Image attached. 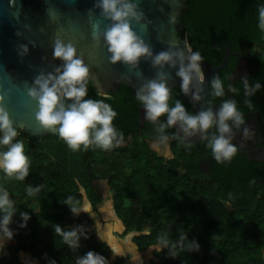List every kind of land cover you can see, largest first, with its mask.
Here are the masks:
<instances>
[{"label": "trees", "instance_id": "1", "mask_svg": "<svg viewBox=\"0 0 264 264\" xmlns=\"http://www.w3.org/2000/svg\"><path fill=\"white\" fill-rule=\"evenodd\" d=\"M261 4L264 0H186L178 26L191 50L199 51L201 61L210 66L221 65L229 49L226 65L212 79L223 81L224 93L229 88L227 96L244 115L255 114L256 140L264 146V33L257 27ZM239 58L247 64L249 88L260 84L250 96L245 95V81L234 80L230 86ZM211 80L206 100L214 103L220 97L212 95ZM87 98L111 105L117 114L113 124L125 141L111 150L93 146L73 152L57 134L31 138L19 132L15 139L24 144L29 173L18 181L0 170V186L9 191L16 209L8 225L13 236L2 241L0 264H25L21 256L36 264H76L88 251L104 256L106 264H135L136 254L140 260L147 254V264H264V164L237 155L217 163L208 141L188 144L167 126L160 131L166 115L156 122L144 121L139 128L142 106L124 85L101 96L89 80ZM177 100L187 112L197 114L182 91L172 88L169 106ZM160 136L171 140L167 156L152 148ZM202 161L209 162L208 173L200 171ZM28 187L39 191L29 196ZM102 192L109 196L112 224L121 231L115 242L98 237L90 216L104 201ZM69 195L87 204L89 212L72 213L63 203ZM22 213L28 215L26 221ZM57 225L84 233L77 247L63 242L55 232ZM181 234L196 241L199 249H179L173 256L170 245ZM159 236H166L170 245L156 252L151 246ZM126 240L128 252L121 244Z\"/></svg>", "mask_w": 264, "mask_h": 264}, {"label": "clouds", "instance_id": "2", "mask_svg": "<svg viewBox=\"0 0 264 264\" xmlns=\"http://www.w3.org/2000/svg\"><path fill=\"white\" fill-rule=\"evenodd\" d=\"M11 2L12 0L10 4ZM94 7L107 23L103 28L98 23H93L88 32V39L94 47L102 48L106 52L110 63H121L130 69L136 68L142 58H150L154 67L178 64L176 75L181 78V90L185 94L194 83L203 82L200 65L202 57L199 51L193 52L190 46L186 45L184 50L171 46L174 50L170 47V50L153 55L150 47L133 28V21L139 22L142 18V13L134 0H96ZM257 12V27L264 33V4L258 7ZM50 15L55 19L57 14L51 11ZM21 47L22 52L26 53L27 47ZM52 57L59 62L54 70L37 75L26 90L29 99L35 103L34 118L39 126L48 132H55L73 152L84 151L93 146L104 150L120 146L123 133L113 124L117 115L114 109L103 100L85 99L91 79V65L85 61L77 43L72 39L54 35ZM5 76L10 80L7 74ZM259 88V83L249 88L248 83L244 82L246 96L252 95ZM211 89L213 96H223V81L219 77H214L211 80ZM198 92L199 89L193 93L196 100L200 99ZM9 96L10 89L0 90V146H6L0 150V170L8 177L23 181L29 173L30 160L25 154L23 142L15 139L19 131L14 127V121L6 106ZM135 96L145 109L146 120L156 122L162 115H166V124L159 125L160 131L166 126L171 128L178 124L185 136H189L197 132L206 133L215 126L216 134L208 138L207 147L211 149V156L217 163L230 161L237 153L240 145L232 143L233 128L240 129L244 126L245 118L235 100H224L215 114L211 108L191 114L179 100L170 107L168 103L170 91L161 73H158L157 79H150L142 84ZM246 103L251 108L250 102ZM242 135L245 139L250 137L246 126ZM166 140V136H160L155 142L164 143ZM38 191L39 188H26L29 196ZM63 203L68 205L74 214L80 211L89 212L88 205L75 200L72 195L67 196ZM15 210L13 201L9 198V191L0 186V248L3 247L4 238L11 239L13 236L8 225ZM21 215L25 221L28 219L26 213ZM55 232L61 236L65 244L73 248L78 246L80 235L84 234L79 231L78 235V229L63 231L58 225L55 226ZM169 245L170 241L166 236H159L151 247L159 252L162 247ZM170 246L173 256L179 249L188 251L199 249L196 241H187L183 234ZM112 251L114 254H122L120 251ZM132 259L139 260V257L136 254ZM76 264H106V259L100 254L88 251L76 260Z\"/></svg>", "mask_w": 264, "mask_h": 264}, {"label": "water", "instance_id": "3", "mask_svg": "<svg viewBox=\"0 0 264 264\" xmlns=\"http://www.w3.org/2000/svg\"><path fill=\"white\" fill-rule=\"evenodd\" d=\"M184 1L134 0L142 18L139 22L133 21V28L150 47L153 55L170 50L171 46L185 49L186 40H179L175 36L176 18L185 10ZM95 2L96 0H12L10 4V0H0V90L10 89L6 106L14 127L31 138L56 134L39 126L34 118L35 103L26 94L37 75L52 72L58 64L52 57L54 35L77 43L85 61L91 65V84L101 96L115 92L119 85L130 88L135 94L147 80L157 79L158 73L163 74L169 91L172 88L181 90V78L176 75L178 64L154 67L150 58H142L136 68L130 69L121 63H110L106 52L90 43L88 32L91 25L98 23L103 28L107 23L94 7ZM51 11L57 14L55 19L50 15ZM21 46L27 47L26 53L22 52ZM229 56L230 51L226 48L221 65L217 67L201 61L203 82L194 83L187 94L182 92L197 113L204 111L205 98L210 94L209 78L224 68ZM197 89L199 100L193 98ZM139 114L141 128L145 121L143 107L139 108ZM130 138L129 136L128 140Z\"/></svg>", "mask_w": 264, "mask_h": 264}, {"label": "flooded vegetation", "instance_id": "4", "mask_svg": "<svg viewBox=\"0 0 264 264\" xmlns=\"http://www.w3.org/2000/svg\"><path fill=\"white\" fill-rule=\"evenodd\" d=\"M179 1H181V0H179ZM185 1L183 2V6H184ZM181 12L179 13L178 17L176 18L177 28H176L175 36L177 39H179V40L184 39L187 42L185 35L180 32L179 26H178V20H179V16H180ZM187 45H188V42H187ZM57 63H58V61H57ZM213 75L209 78V81L212 79ZM247 77H248L247 64L242 58H239L237 61V64L234 67V70L232 71L231 76L229 77L230 86L232 85L234 80L246 81ZM209 81H208V86H209ZM227 95H229V88L225 91L224 95L221 96L219 98V100H217L214 103H211L210 100H206V98H205L204 110H206L207 108H211V110L215 114L219 110V108H220L222 102L224 101L225 97H227L228 99H232L230 96H227ZM254 115L252 114V116H254ZM252 116L250 114H245L244 115L245 125L241 126L240 129L233 128L232 143L240 145V147H238L237 153L235 155L239 156L240 158H242L246 162L264 164V146L259 145L257 143V140H256V134H257L256 132L258 131V121L255 120V118H253ZM144 119H145V121H147L145 118V115H144ZM161 121L166 122V117L161 118ZM245 126L249 129V136L250 137L248 139H245L242 135L243 128ZM171 129L173 130V132L177 138L182 139L183 141H185L188 144L189 143L197 144V143L201 142L202 140L208 141L209 137L214 136L216 134V127L215 126L208 129L206 133L197 132L194 135H189V136H185L184 132L182 131V129H180L178 124L173 125L171 127ZM19 132L23 133L22 131H19ZM23 134H25V133H23ZM165 142H166L165 153H167V147L171 143V140L167 138V140ZM156 144H160V143L153 142L152 145L154 146ZM156 153L159 154V152H156ZM159 155H164V154H159ZM199 169L201 172L208 173L209 172V162L208 161L200 162L199 163Z\"/></svg>", "mask_w": 264, "mask_h": 264}, {"label": "rangeland", "instance_id": "5", "mask_svg": "<svg viewBox=\"0 0 264 264\" xmlns=\"http://www.w3.org/2000/svg\"><path fill=\"white\" fill-rule=\"evenodd\" d=\"M152 148L156 152H159V154H164L165 156H167V153H165L166 142L156 144L154 146L152 145ZM99 186L100 185L98 183L94 184V187L99 188ZM102 194H103L104 201L100 205L97 206L96 212L90 211V216L93 220V223L95 226L94 230H95V233L98 235V237L103 241L109 239V241L115 242L117 240L116 235L121 231L119 227L112 224V221H111L112 211H111V205H110L108 194L106 192H102ZM101 227L103 228L102 230H101ZM121 244H122L123 249L128 252L129 251L128 240H126L125 242H122ZM148 258L149 256L146 254V257L144 260H140V259L135 260L136 262L135 264H147ZM21 260H23L25 264H36L35 262H31V261L29 262L26 256H21Z\"/></svg>", "mask_w": 264, "mask_h": 264}, {"label": "crops", "instance_id": "6", "mask_svg": "<svg viewBox=\"0 0 264 264\" xmlns=\"http://www.w3.org/2000/svg\"><path fill=\"white\" fill-rule=\"evenodd\" d=\"M96 223H97V222H96ZM96 223H95V224H96ZM102 229H103V228L101 227V230H102ZM106 229H108V228H106Z\"/></svg>", "mask_w": 264, "mask_h": 264}]
</instances>
